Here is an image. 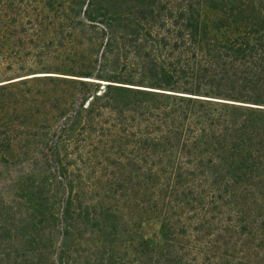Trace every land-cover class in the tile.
<instances>
[{
    "label": "trees",
    "instance_id": "1",
    "mask_svg": "<svg viewBox=\"0 0 264 264\" xmlns=\"http://www.w3.org/2000/svg\"><path fill=\"white\" fill-rule=\"evenodd\" d=\"M22 1L0 163L42 159L0 192V264H264V0Z\"/></svg>",
    "mask_w": 264,
    "mask_h": 264
},
{
    "label": "rangeland",
    "instance_id": "2",
    "mask_svg": "<svg viewBox=\"0 0 264 264\" xmlns=\"http://www.w3.org/2000/svg\"><path fill=\"white\" fill-rule=\"evenodd\" d=\"M16 3L17 2H14V4ZM20 4L26 7V5L28 6L30 3H29V0H23ZM55 7L56 5L54 4L53 8ZM13 79L14 78H5L3 80H0V84L5 83L8 80H13ZM105 82L106 81H101V83L103 84ZM29 148L30 149L28 150L21 151V155H18L19 161L15 165L12 163H9L10 165L8 163H2V162L0 163V192H4L5 185L7 184L6 181L15 171H18V170L26 171L35 166H39L38 164L35 165V163H38L42 159L40 153H38L35 145L34 147L30 146ZM158 227L159 226L156 221L147 222L143 228V232L146 236H150L152 233L157 232Z\"/></svg>",
    "mask_w": 264,
    "mask_h": 264
}]
</instances>
